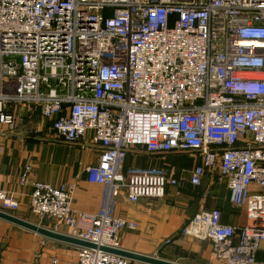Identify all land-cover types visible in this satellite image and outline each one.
I'll use <instances>...</instances> for the list:
<instances>
[{
  "label": "built area",
  "instance_id": "built-area-1",
  "mask_svg": "<svg viewBox=\"0 0 264 264\" xmlns=\"http://www.w3.org/2000/svg\"><path fill=\"white\" fill-rule=\"evenodd\" d=\"M21 106L50 122L52 139L91 134L101 152L86 170L106 189L98 213L75 209L73 185L36 183L30 197L52 231L97 247L77 248V264H139L101 250H123L120 233L138 227L113 215L114 200L185 186L163 169H126L134 153L195 158L193 187L217 171L247 224L226 226L214 209L182 235L211 242L222 264H264V0H0V126L15 130ZM19 210L0 189V212Z\"/></svg>",
  "mask_w": 264,
  "mask_h": 264
},
{
  "label": "crops",
  "instance_id": "crops-1",
  "mask_svg": "<svg viewBox=\"0 0 264 264\" xmlns=\"http://www.w3.org/2000/svg\"><path fill=\"white\" fill-rule=\"evenodd\" d=\"M16 112L21 121L15 130L0 126V189L19 201L20 210L14 216L54 229V221L40 220L30 213V197L36 183L75 186L74 207L78 211L98 213L104 208L106 189L90 184L86 172L98 164L101 156L99 148L90 144L92 135L88 134L80 144L67 145L52 139L50 122L44 121L39 111L21 106ZM196 164L197 160L188 155L134 153L129 157L126 169H163L176 179L183 177L186 184L182 188L165 186L163 197L149 203L131 204L126 192H121L112 205L113 215L138 226L120 233L123 250L176 264H222L216 259L211 242L183 236L182 230L197 214L214 209L221 210L222 224L243 227L247 212L230 204L228 181H219L217 171L207 175L200 187L191 186L187 171ZM28 167L32 171L23 184ZM58 230L68 233L64 226ZM77 248L0 219V264H77ZM257 261H264V245Z\"/></svg>",
  "mask_w": 264,
  "mask_h": 264
},
{
  "label": "water",
  "instance_id": "water-1",
  "mask_svg": "<svg viewBox=\"0 0 264 264\" xmlns=\"http://www.w3.org/2000/svg\"><path fill=\"white\" fill-rule=\"evenodd\" d=\"M0 219L5 220L7 222H10L14 225H17L23 229L29 230L33 233H36L44 238L51 239L54 241H58L61 243L69 244L78 248H89V249H95L97 248L95 245H92L87 242H83L77 239H74L68 235L61 234L54 232L52 230L45 229L43 227H40L38 225L29 223L27 221H24L16 216L2 213L0 212ZM102 251L110 253V254H115L118 256H122L124 258H127L129 260L135 261L137 263H142V264H176V263H170L161 259H158L156 257H149V256H144V255H139L136 253H131L125 250H113L109 248H101Z\"/></svg>",
  "mask_w": 264,
  "mask_h": 264
}]
</instances>
